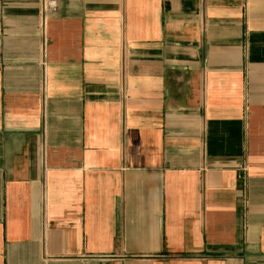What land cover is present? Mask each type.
Listing matches in <instances>:
<instances>
[{
  "label": "crops",
  "instance_id": "0c3cea01",
  "mask_svg": "<svg viewBox=\"0 0 264 264\" xmlns=\"http://www.w3.org/2000/svg\"><path fill=\"white\" fill-rule=\"evenodd\" d=\"M0 0V264H264V0Z\"/></svg>",
  "mask_w": 264,
  "mask_h": 264
},
{
  "label": "built area",
  "instance_id": "2783aa9c",
  "mask_svg": "<svg viewBox=\"0 0 264 264\" xmlns=\"http://www.w3.org/2000/svg\"><path fill=\"white\" fill-rule=\"evenodd\" d=\"M56 7L54 1L52 0H46L45 4H44V8H50V9H54Z\"/></svg>",
  "mask_w": 264,
  "mask_h": 264
}]
</instances>
